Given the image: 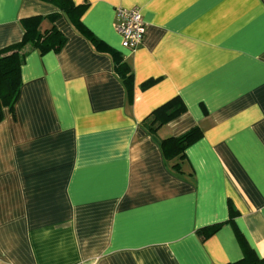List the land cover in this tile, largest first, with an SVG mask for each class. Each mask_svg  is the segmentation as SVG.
<instances>
[{
  "label": "crops",
  "instance_id": "obj_1",
  "mask_svg": "<svg viewBox=\"0 0 264 264\" xmlns=\"http://www.w3.org/2000/svg\"><path fill=\"white\" fill-rule=\"evenodd\" d=\"M71 1L130 68L131 92L64 14L41 23L65 44L26 56L3 109L0 264H232L235 228L264 257V0ZM133 7L146 27L130 51L115 14ZM56 10L0 0V50L21 40L22 19ZM174 97L186 111L149 134L143 119ZM194 127L185 159L166 162L160 141Z\"/></svg>",
  "mask_w": 264,
  "mask_h": 264
},
{
  "label": "trees",
  "instance_id": "obj_2",
  "mask_svg": "<svg viewBox=\"0 0 264 264\" xmlns=\"http://www.w3.org/2000/svg\"><path fill=\"white\" fill-rule=\"evenodd\" d=\"M53 5L57 10L46 16H32L20 21L23 35L21 40L0 50V122L3 119V109L7 108L13 112L14 104L17 101L20 87L22 84L20 69L24 64L26 56L37 51L40 55L49 52H58L65 44L64 36L55 28L51 27L41 31V23L47 20L53 23L60 14H64L73 28L82 36L86 37L92 46L98 50H106L112 57L114 72L122 80L126 90L131 92L132 74L130 68L123 61L121 55L111 51L105 44L94 37L87 28L81 23L80 19L86 5H75L71 0H38ZM149 80L141 85V89H146L153 84ZM186 111L185 105L179 97H174L154 109L142 121L149 134L155 135L157 131L168 122L182 115ZM202 132L198 127H194L178 137H168L160 141V148L166 162L173 160L183 161L185 150L199 140ZM179 162L171 168L179 173ZM228 223L234 225V219L238 215L231 204H228ZM222 224L203 228L200 233L204 238L214 234ZM235 235L240 244L242 257L232 264H264V257H260L247 244L242 234L235 228Z\"/></svg>",
  "mask_w": 264,
  "mask_h": 264
},
{
  "label": "built area",
  "instance_id": "obj_3",
  "mask_svg": "<svg viewBox=\"0 0 264 264\" xmlns=\"http://www.w3.org/2000/svg\"><path fill=\"white\" fill-rule=\"evenodd\" d=\"M145 27L139 8L116 10L115 31L120 37L122 48L130 51L136 50L143 41Z\"/></svg>",
  "mask_w": 264,
  "mask_h": 264
}]
</instances>
